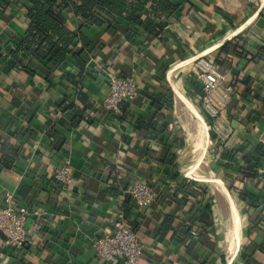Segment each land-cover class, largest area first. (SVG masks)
I'll return each instance as SVG.
<instances>
[{"label": "crops", "instance_id": "crops-1", "mask_svg": "<svg viewBox=\"0 0 264 264\" xmlns=\"http://www.w3.org/2000/svg\"><path fill=\"white\" fill-rule=\"evenodd\" d=\"M172 3L177 11L164 16L161 39H147L139 33L129 40L134 27L124 17L116 19L114 29L104 31L90 22L83 25L72 10H66L67 29L78 35L84 26L82 33L98 47L85 69L70 58L47 74L45 62L34 63L28 73L18 70L11 56L14 39L28 27L30 4H19L14 15L0 0V207L10 193L27 208L26 227L31 240L23 249L8 248L0 233V264H102L94 242L113 228L120 215L141 238L144 255L140 264H232L235 257L234 264H245L241 254L250 240L259 239L253 220L263 209L256 212L247 207L237 190L258 194L264 186V154L247 157L253 149L264 147V104L236 99L238 111L229 108L223 114L233 131V149H245L244 155H223L224 148H217L207 121L202 120L190 79L197 80L198 59L215 60L220 48L238 36L250 53L257 52L264 41V0ZM141 38L146 40L142 43ZM75 45V49L81 47L79 40ZM239 63L234 58L224 67L227 81L232 83L238 72L250 75L255 93L264 96V62L247 67ZM111 74L137 79L138 95L122 103L121 115L103 108ZM64 102L75 108L63 110ZM139 122H151L156 127L144 126L137 131ZM202 126L207 129L209 145L217 151L218 169L230 182L227 191L243 204L239 208L231 195L241 219L237 246L232 250L233 219L226 198L213 186L229 209L230 229L225 226L223 209L211 202L209 190L187 172L203 155L201 152L199 157L196 152ZM173 155L175 171L204 187L205 200L212 205V226L204 229L197 222L198 231H191L183 242L160 236L166 216L173 215L179 229L186 218L196 215L195 210L186 215L191 203L181 205L183 193L161 170L167 168ZM3 156L11 159L10 166L1 162ZM164 159L166 165L162 164ZM65 164L74 168L75 177L71 186L63 188L55 173ZM122 176L128 180L137 177L148 184L158 182L156 203L141 212L118 182ZM257 258L264 264V254Z\"/></svg>", "mask_w": 264, "mask_h": 264}, {"label": "trees", "instance_id": "trees-1", "mask_svg": "<svg viewBox=\"0 0 264 264\" xmlns=\"http://www.w3.org/2000/svg\"><path fill=\"white\" fill-rule=\"evenodd\" d=\"M3 2L14 15L20 9L19 4L23 6H26V3L30 4L27 14L28 27L24 34L19 35L13 42L14 50L11 56L16 61L18 70L29 73V67L33 66L34 63L45 62L47 74L66 64L70 58L74 59L82 70L85 69L89 56L94 54L98 47L93 39L82 33L84 26L80 27L78 35L67 29L66 10H72L73 14L82 20L81 23L83 25L86 22H90L93 25L104 28V31L114 29L116 19L124 17L134 27L131 30L132 35L129 36V40L134 36L136 37L139 33L147 37V39L152 36L160 37L161 39L165 30L164 16L177 11V6L172 3V0H118L116 3L110 0H17L15 4L9 0H3ZM76 40H79L81 43V47L78 49H75ZM145 40L141 38L142 43ZM246 46V42L240 36L223 45L215 58L218 68L223 70L226 65L232 63L234 58H238L240 61L239 65L242 64L243 67L264 62V41H262V45L259 46L255 54L250 53L246 49ZM25 60H28L27 65L24 64ZM235 76V80L232 81L235 94L228 109L232 108L233 111H238L237 109L240 107L236 105V99H240L246 103L260 101L264 104V96L255 93L252 84L253 78L250 75H242L241 72H238ZM191 79L190 85L199 90L197 80L193 77ZM61 108L66 111L73 110L75 107L73 104L66 105L64 102ZM201 113L211 127V120L203 113L202 109ZM143 124V122H139L138 126H135V130L138 131L144 126L149 127L153 125L151 122L149 123L150 125ZM153 126L156 127V125ZM210 136L212 141L217 145V148L222 145L212 129H210ZM229 143L222 145L224 148L223 155L229 157H235V154L244 155L245 149H230ZM263 154L264 147L261 146L259 149H253L247 154V157L250 155L261 156ZM1 162L6 165L8 164V166L12 164L11 159L9 158L8 160L5 156L1 158ZM162 164H167L165 159L162 161ZM167 165V168L161 170L163 173L165 172L166 178L177 185L176 189L183 193L182 202L184 203L181 205L184 206L187 202L191 203V206L186 211V215L194 210L196 215L194 216L193 214V217L190 215L189 218H186L179 229L175 226V217L173 215L166 216L160 227V236L162 238L169 236L170 240L178 238L183 242L190 236L191 231H198L196 228L197 222L202 223L204 229L212 226L209 223L212 222V205L208 200H205L207 190L204 187L199 186L194 181L187 180L175 171L174 155ZM126 179V176H122L120 181H118L125 186V189L129 188L137 177H132L130 180H128L129 178ZM261 183H264V181ZM149 185L155 192L157 191L158 182L155 184L150 183ZM258 187L260 185H257L256 188ZM237 194L238 198L243 200L245 205L250 207V209H255L256 212H258L259 208L263 209L257 213V219L253 220V229L258 231L259 239L250 240V243L244 246L241 254L245 264H263L257 257L259 254H264V186L260 188L258 194L244 189L237 190ZM16 204L19 203L16 201ZM138 209L142 212L148 208ZM134 230L140 238L137 230L135 228ZM252 230L248 233L250 237L253 232Z\"/></svg>", "mask_w": 264, "mask_h": 264}, {"label": "built area", "instance_id": "built-area-1", "mask_svg": "<svg viewBox=\"0 0 264 264\" xmlns=\"http://www.w3.org/2000/svg\"><path fill=\"white\" fill-rule=\"evenodd\" d=\"M197 82L199 90L195 89L201 109L211 120V127L217 135L220 144L228 142L233 148L232 128L224 119V113L235 94L232 83L227 81L223 70L218 68L214 59L202 57L196 61ZM139 89L135 77H124L111 74L108 81V93L103 101V108L110 113L121 115L122 103L138 95ZM205 122V118L202 117ZM206 124V123H205ZM209 129V130H210ZM223 147V146H222ZM75 170L70 164H65L55 173L56 181L63 187L72 185ZM125 193L137 208H149L157 200L153 188L142 179H135L133 184L125 189ZM40 216V213H36ZM28 210L21 204H16L13 194L7 193L5 205L0 207V233L4 235L3 245L13 249H23L31 244L26 223ZM96 256L100 263L118 262L123 264H140L143 259L144 246L133 226L120 215L113 228L97 238L94 242Z\"/></svg>", "mask_w": 264, "mask_h": 264}, {"label": "rangeland", "instance_id": "rangeland-1", "mask_svg": "<svg viewBox=\"0 0 264 264\" xmlns=\"http://www.w3.org/2000/svg\"><path fill=\"white\" fill-rule=\"evenodd\" d=\"M208 127H209V125H208ZM196 128H197V123H196ZM205 134H206V137H207L206 144L203 141V133L202 132H199L198 143H197V145H198L197 146V151H198V153H200L199 157L203 153L202 157L200 158L203 161V163L195 171L194 174H196V175L190 174V176L194 177L197 180H201V185L205 186L209 190V196L211 198V202L213 204L219 205L223 209L225 226H227V228L229 229L231 227L230 226L231 222L229 221L230 220L229 209L225 205V203H223L221 195L216 190H214L215 187L213 188L214 185L211 183L210 180L214 176L222 179V181L224 182L223 185L225 187V191H227L226 188H228L230 186V182L228 181L227 177L224 176L225 173L222 170L218 169V165H217V161H218L217 160V151L213 149L212 144L209 145L208 133H205ZM195 137H194V141H195L194 143L196 144L197 137L196 138ZM204 137H205V135H204ZM204 144H205V146H204ZM194 167H195V164L188 167V170H187L188 174L193 171ZM221 171L223 173H220ZM213 174H215V175L213 176ZM227 193H229V192L227 191ZM229 195H230V193H229ZM223 196L227 200V197L225 195H223ZM232 196H233L234 200L236 201V203L238 204V207L242 208L243 204L241 203V201H239V199L235 195H232ZM217 214H218V212L215 211V215H217ZM242 223H243L242 236H244L245 235V231H246V229L244 228L245 227V221L242 220ZM228 229H227V234H229V230ZM239 247H240V245L238 246V248Z\"/></svg>", "mask_w": 264, "mask_h": 264}, {"label": "bare ground", "instance_id": "bare-ground-1", "mask_svg": "<svg viewBox=\"0 0 264 264\" xmlns=\"http://www.w3.org/2000/svg\"><path fill=\"white\" fill-rule=\"evenodd\" d=\"M181 65V64H180ZM179 66V65H178ZM177 69V68H176ZM174 72V71H173ZM174 74V73H173ZM203 122V121H202ZM199 132H202L203 133V141H204V143L206 144V139H207V137H206V134L205 133H207V129L205 128V127H203L202 126V128H201V130L199 131ZM197 134V133H196ZM204 135H205V137H204ZM197 137V136H196ZM195 137V138H196ZM205 144H204V146H205ZM197 144H196V152H197ZM189 148V147H188ZM203 163V161L200 159L199 160V163H198V165H196L195 167H194V169H193V171L192 172H190L189 173V175L190 174H194L195 173V171L198 169V167H200L201 166V164ZM194 175H196V174H194ZM192 177V176H191ZM194 178V177H193ZM211 183L214 185V187L221 193V194H223V195H225L226 197H227V202H228V204H229V207H230V211H231V214H232V219H233V228H232V231H230L231 232V250L232 249H234L236 246H237V241H236V239H237V236H238V234L240 233V230H241V219H240V215H239V212H238V210H237V208H236V205H235V203H234V201L232 200V198H231V196L229 195V193H227V191H225V187H224V185H223V182L221 181V180H219V179H217V178H215V177H212L211 178ZM229 221H231V220H229ZM231 224V223H230ZM232 225V224H231ZM230 225V226H231ZM230 229V228H229ZM230 237V236H229ZM228 241V240H227ZM240 245V244H239ZM238 245V246H239ZM225 246H226V244H225ZM237 251H238V247H237ZM236 251V252H237ZM237 254V253H236ZM235 254V255H236ZM236 258L237 257H235L233 260H232V264H234L235 263V260H236Z\"/></svg>", "mask_w": 264, "mask_h": 264}]
</instances>
